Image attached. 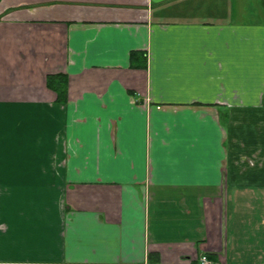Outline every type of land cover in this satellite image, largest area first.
Here are the masks:
<instances>
[{"label": "crops", "instance_id": "obj_1", "mask_svg": "<svg viewBox=\"0 0 264 264\" xmlns=\"http://www.w3.org/2000/svg\"><path fill=\"white\" fill-rule=\"evenodd\" d=\"M203 256L264 264V0H0V264Z\"/></svg>", "mask_w": 264, "mask_h": 264}, {"label": "trees", "instance_id": "obj_2", "mask_svg": "<svg viewBox=\"0 0 264 264\" xmlns=\"http://www.w3.org/2000/svg\"><path fill=\"white\" fill-rule=\"evenodd\" d=\"M129 65L131 67L145 68L146 56L138 51L130 53ZM46 86L56 94V101L64 103L67 100V75L65 73H52L46 75Z\"/></svg>", "mask_w": 264, "mask_h": 264}, {"label": "built area", "instance_id": "obj_3", "mask_svg": "<svg viewBox=\"0 0 264 264\" xmlns=\"http://www.w3.org/2000/svg\"><path fill=\"white\" fill-rule=\"evenodd\" d=\"M200 264H211V262L207 259V257L203 256L201 258Z\"/></svg>", "mask_w": 264, "mask_h": 264}]
</instances>
